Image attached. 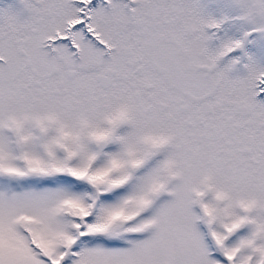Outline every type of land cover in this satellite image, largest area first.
Here are the masks:
<instances>
[{"label": "snow or ice", "instance_id": "obj_1", "mask_svg": "<svg viewBox=\"0 0 264 264\" xmlns=\"http://www.w3.org/2000/svg\"><path fill=\"white\" fill-rule=\"evenodd\" d=\"M0 264H264V0L0 5Z\"/></svg>", "mask_w": 264, "mask_h": 264}, {"label": "rangeland", "instance_id": "obj_2", "mask_svg": "<svg viewBox=\"0 0 264 264\" xmlns=\"http://www.w3.org/2000/svg\"><path fill=\"white\" fill-rule=\"evenodd\" d=\"M12 0H0V5H5V4H8V3H11Z\"/></svg>", "mask_w": 264, "mask_h": 264}]
</instances>
